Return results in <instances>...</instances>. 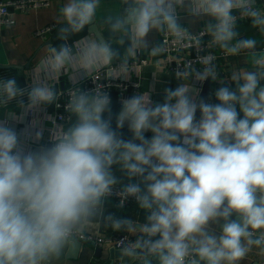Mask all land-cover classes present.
Instances as JSON below:
<instances>
[{"label": "clouds", "instance_id": "obj_1", "mask_svg": "<svg viewBox=\"0 0 264 264\" xmlns=\"http://www.w3.org/2000/svg\"><path fill=\"white\" fill-rule=\"evenodd\" d=\"M185 3L121 0L119 14L105 16L102 24L123 53L102 37L83 41L78 50L65 42L49 48L29 88L14 77L0 79V106L15 102L21 110L0 116V264H57L80 247L85 225L101 220L114 231L138 233L119 244L121 260L133 264H239L253 247L264 251V56L254 55L255 72L247 68L231 75L234 88L219 81L224 86L215 92V104L196 102L198 89L194 92L189 80H218L213 60L198 58L203 67L186 61L175 72L181 85L165 89L162 104L153 106L151 93L123 99L115 128L110 95L99 84L72 91L68 110L75 119L67 128L56 126L48 147L26 146L41 139V124L32 133L17 132L13 123L55 102L48 81L66 67L76 65L77 80L98 65L119 61L114 69L130 79L131 58L147 49L150 32L188 31L178 23ZM187 4L190 15L211 17L201 34L211 37L210 46L230 55L254 53L256 40L238 39L235 28L238 17H245L264 32V11L256 0ZM99 5L100 0H67L58 38L68 41L92 25ZM194 47L200 49L199 38ZM148 51L155 56L163 49L156 45ZM125 123L128 140L119 132ZM145 132L152 133L150 139ZM114 165L129 181L136 178L116 194L121 205L135 198L146 214L143 223L103 215L119 182Z\"/></svg>", "mask_w": 264, "mask_h": 264}, {"label": "crops", "instance_id": "obj_2", "mask_svg": "<svg viewBox=\"0 0 264 264\" xmlns=\"http://www.w3.org/2000/svg\"><path fill=\"white\" fill-rule=\"evenodd\" d=\"M2 1L4 0H0V2ZM66 2L67 0H50V7L28 14H16V24L14 26L0 29V64H8L17 67L0 70V72L12 73L19 78L20 83L23 84L22 87H30L32 83L40 76L39 66L41 62L50 55L49 48L58 47L60 44L67 42L73 47L74 50H78V43L95 39L94 36L87 33V26L82 32L70 36L68 41L59 39L57 42L51 45H46V42L50 40L54 32L45 39H38L33 36V30L37 27L53 25L56 29V27L61 24L60 9ZM257 5L259 9L264 11V0H258ZM120 11L121 0H100V5L97 9L94 22L104 39L110 40L113 46L119 48V51L123 53L124 48L119 46V40L117 38L111 37L107 27L102 24V20L105 16L117 15ZM178 12V23L191 32H197L201 29H205V25L211 20V17L206 15H190L187 0L184 7L179 9ZM235 30L238 34V39H254L257 42V47L254 50V53L241 51L238 55L230 56L225 60H220L217 65L218 80L213 81L209 79L208 93L203 98V101L213 104L217 103L215 99V92L221 86H224L221 85L219 81L234 88V84H229L231 83V75L233 73H242L243 70L247 68L250 72H255V68L251 67L254 55L264 56V32L254 28L251 24V20L245 24H238ZM160 34L161 33H158L155 30L150 32L146 38L148 42L147 49L140 50L141 56L147 61V64L143 66L139 72L141 86L138 93H151L150 98L153 101V106L163 103L165 89L174 90L182 83L166 71L164 59L161 53L153 56L151 52L148 51L151 49V47L156 45L158 46ZM235 42L236 41H233V43ZM134 59L135 56L131 58V61ZM27 65L28 68H26ZM102 66L105 65L101 64L96 68ZM66 69L69 70L70 73L76 74V65L66 67ZM61 82H64L65 84V79L60 82H53L51 80L48 81L49 86L56 90V98L57 95L61 94L63 91L60 84ZM189 83L193 88H196L195 83L192 80H189ZM196 90L197 88L193 89L194 92ZM199 98L200 91H198L196 95V102H198ZM110 99L113 117L112 126L115 128V114L121 110V103L118 101V92L111 90ZM54 104L55 102L52 105L46 106L42 111L34 112L32 117L27 114L23 122H13L17 132H22L23 130L28 129L32 133H35L36 131H39L40 124L44 128L40 142L36 146L32 147V150H38L41 147L50 146L48 139L50 137L51 123L48 121L44 123V118H50V116L54 114ZM11 110L16 112L18 115L21 112V110L16 107V103L11 102L8 107L0 108V116H3ZM107 115L108 114H105V117H107ZM199 115L200 113L198 111L196 117L197 120L199 119ZM240 118H242V114L240 115ZM74 119L75 117H71V119H69L67 122L60 123L59 125L67 128L70 126L71 122L74 121ZM33 121L34 123H38L35 127H33ZM119 132L124 140L131 139V133L128 130L127 123H125L124 127L121 128ZM144 135L145 138L150 139L152 133L145 132ZM112 172L119 181L115 186H123L130 182H137L136 178H133L132 181H129L126 174L116 165L112 167ZM109 214L118 218L130 219L136 223H143L146 215L145 211L140 209L138 205L121 210L117 208L114 200L107 198L104 202L103 215L107 216ZM232 219L235 220L236 217L233 216ZM83 234L101 235L105 237L125 235L132 238H135V236L138 235V233L135 232L127 233L125 231H114L110 227H105L102 220L99 222H90L86 224ZM70 257L71 253L66 254L60 261L57 262V264H133V262L129 261L127 258L121 260L120 249L115 247L96 249L84 243L81 244V247L76 253L75 258ZM262 261H264V251H262L259 247H253L247 256L239 262V264H258Z\"/></svg>", "mask_w": 264, "mask_h": 264}, {"label": "built area", "instance_id": "obj_3", "mask_svg": "<svg viewBox=\"0 0 264 264\" xmlns=\"http://www.w3.org/2000/svg\"><path fill=\"white\" fill-rule=\"evenodd\" d=\"M257 2L258 0H256V7L258 8ZM50 6V0H4L0 2V29L14 26L16 24V14H28L40 9L48 8ZM249 20V18L238 17L236 26L238 24H245ZM54 30L55 26L53 25L37 27L33 30V36L38 39H45L50 36ZM204 32L205 29H201L197 32H191L188 30L179 35L166 31L161 32L158 46L163 49L161 55L164 59L165 69L169 74L175 77V72L180 70V68H183L186 61L193 62L194 67L198 69L203 67L202 63L197 61L198 58H211L217 70V65L220 60H225L230 56H235L227 54L218 46H210L211 37L206 34L201 35ZM197 38L201 40L200 49L194 47V42ZM81 43L82 42L78 43V45ZM116 63L118 62H115L113 66L109 65L95 68L94 70L88 72L84 78L78 76V82L75 79L76 74L70 73L66 68L50 79L53 82H60L61 79L64 78L65 84L63 91L61 94L57 95L55 100L54 114L51 115L50 118H44V123L47 121L51 123L50 130L52 131H50V137L48 139L49 145L51 144L52 139L56 138L57 132L59 131L56 126L60 123L67 122L71 116V113L68 110V104L70 103L72 91L76 87H79L82 91H91L99 84L105 87V90L108 91L109 95L111 90L117 91L118 101L120 103L123 99L131 98L136 93H138L141 86L139 72L140 69L147 64V61L142 58L141 52L139 51L138 54L135 55V59L130 62V79L124 80L120 76L118 71L114 69ZM207 80L203 81L202 83L194 82L198 91H201L203 84ZM27 87L25 88L24 86L23 88L27 89ZM151 102L153 104L152 99ZM9 105L10 103L6 106H0V108H6ZM28 114L30 117H32L34 112ZM39 142L40 140L37 142H29L26 146L31 149ZM123 186H114L113 194L108 197L114 200L117 208L121 210L137 205L135 198L133 197L127 198L121 205L120 197L116 193H118ZM125 238H127L128 241L134 239L125 235L105 237L101 235L82 234V236L79 238V242L81 244L84 243L90 245L96 249H101L104 247H115L120 249L119 244L121 243V240H124ZM258 264H264V261Z\"/></svg>", "mask_w": 264, "mask_h": 264}, {"label": "water", "instance_id": "obj_4", "mask_svg": "<svg viewBox=\"0 0 264 264\" xmlns=\"http://www.w3.org/2000/svg\"><path fill=\"white\" fill-rule=\"evenodd\" d=\"M60 27H62L61 24L58 25V26L56 27V29H55L54 33L52 34L50 40H48V41L46 42V45H51V44H53V43H55V42H57V41L59 40V38H58V33H59V29H60ZM87 33H88L89 35L94 36L95 39H98V38H101V37L104 38V37L102 36V34L100 33V30L98 29V27H97V25L95 24V22H93L92 25L87 26ZM12 68H17V67H16V66H13V65H8V64H0V70L12 69ZM19 68H20V67H19ZM26 68H28V65L26 66ZM255 71H256V69H255ZM63 79H64V78H62L61 81H63ZM208 81H209V80H207V81L203 84V86H202V88H201V91H200V98H199V100H198L197 103H199L201 100H203V98H204V97L206 96V94L208 93V84H209ZM60 84H61V88L64 89V82H61ZM260 87L264 88V80H261V81H260ZM198 111H199V110H197V112H196V117H197ZM80 247H81V243H80ZM80 247H78L77 249L71 251V257H70V258H75L76 253L79 251ZM153 264H158V262L155 261V260H153Z\"/></svg>", "mask_w": 264, "mask_h": 264}, {"label": "rangeland", "instance_id": "obj_5", "mask_svg": "<svg viewBox=\"0 0 264 264\" xmlns=\"http://www.w3.org/2000/svg\"><path fill=\"white\" fill-rule=\"evenodd\" d=\"M13 77L17 80L18 85L22 87L23 84L20 83V80L16 75L9 72H0V79L13 78Z\"/></svg>", "mask_w": 264, "mask_h": 264}]
</instances>
